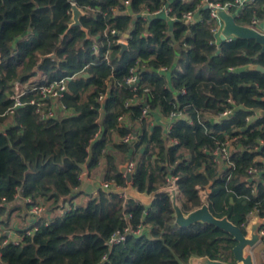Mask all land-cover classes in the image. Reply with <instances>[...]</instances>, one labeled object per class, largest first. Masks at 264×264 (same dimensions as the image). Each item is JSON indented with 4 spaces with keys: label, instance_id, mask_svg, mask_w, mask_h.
Here are the masks:
<instances>
[{
    "label": "trees",
    "instance_id": "obj_1",
    "mask_svg": "<svg viewBox=\"0 0 264 264\" xmlns=\"http://www.w3.org/2000/svg\"><path fill=\"white\" fill-rule=\"evenodd\" d=\"M212 1L229 3L241 25L264 20V0L242 7ZM71 2L85 11L80 21L87 31L67 30ZM199 2L0 0V264H188L192 255L235 264L236 242L227 232L207 223L174 224L168 192L149 207L102 189L84 203L72 201L84 169L101 164L103 183L125 187L119 165L131 161L130 182L140 192L174 178L184 212L203 203L200 192L210 184L206 202L216 217L226 215L243 232L251 215L264 217V115L256 114L264 110V74L247 69L264 66V52L254 39L212 42L216 21L204 6L200 20L179 19ZM165 5L168 14H153ZM167 15L176 18L169 23ZM111 30L128 34L122 55ZM135 66L132 89L125 79ZM60 78L65 90L55 102L65 109L42 117L39 87ZM16 83L26 92L10 111ZM42 102L45 108L54 101ZM155 112L184 117L167 132L151 123ZM126 135L132 138L123 141ZM227 140L229 158L217 164L212 153ZM250 166L258 169L255 179ZM13 203L18 215L44 205L45 220L31 234L17 230L18 243H2ZM127 227L125 240L107 243Z\"/></svg>",
    "mask_w": 264,
    "mask_h": 264
},
{
    "label": "water",
    "instance_id": "obj_2",
    "mask_svg": "<svg viewBox=\"0 0 264 264\" xmlns=\"http://www.w3.org/2000/svg\"><path fill=\"white\" fill-rule=\"evenodd\" d=\"M205 5L204 8H207ZM216 13L221 21V29L219 32L220 41L226 40L227 37L232 38H243V39H254L256 43L260 45V52H264V21L259 23L257 28L247 25H241L235 21L237 16L234 12H229L225 9H217ZM85 14V11L78 7L76 4L71 5V21L68 28L74 26H81V17ZM83 28V27H82ZM87 31L85 28H83ZM67 30L65 32H67ZM128 38V34H125ZM120 45L119 55H122L128 50V44L125 42L118 43ZM247 69H253L260 71L264 74V66L258 64L249 65ZM87 76L88 74L85 73ZM264 95V89L261 90ZM258 116L264 115V110L258 109L256 111ZM119 171L122 172L127 180L125 187H109L105 186L101 182H97L94 187L95 190L102 189L107 192H114L118 195L133 198L140 202L145 207H149L153 202L155 196L161 192H168L171 196V203L174 211V224L178 227H189L197 223L212 224L215 227L222 229L231 235L232 239L236 242L232 247V253L235 258V264H257L253 253L254 248L262 242L263 232L262 227L264 226V217L255 215L249 219L245 225V231L231 222L228 217H216L209 209L208 203L203 202L199 207L184 212L178 201V191L173 185H167L156 189L150 193L144 191L140 192L134 188L130 182L132 172L127 170V162L119 166ZM210 184L206 186V191L210 192ZM262 254H264L262 252ZM188 264H230L221 260L211 259L208 256H195L192 255Z\"/></svg>",
    "mask_w": 264,
    "mask_h": 264
},
{
    "label": "built area",
    "instance_id": "obj_3",
    "mask_svg": "<svg viewBox=\"0 0 264 264\" xmlns=\"http://www.w3.org/2000/svg\"><path fill=\"white\" fill-rule=\"evenodd\" d=\"M255 0H233V2L238 6V7H242L246 4L249 3H253ZM74 2H71V4H73ZM208 5V9H209V15L212 19H214L216 21V26L214 28H212V32L215 35V38L212 42L214 43H219L220 39H219V32L221 29V21L216 13L217 9H225L229 12L232 13V11L230 10V4L229 3H224L221 4L220 2H213L212 0H200L199 5L197 6L196 9L191 10V11H186L184 13L181 14L180 18L181 20H183L185 23H194L198 20H200V16L197 12L198 7L199 6H205ZM161 10L164 11V13L168 14L171 10V7L169 5H165L162 9H158L156 11H153V14L159 13ZM234 13L237 14L236 11H234ZM143 15H145V12H142ZM172 18H176L175 16H173ZM264 21V20H263ZM263 21H259L257 19H252V26L254 28H257L259 26V23L263 22ZM111 33L113 35H118L116 37V42L120 43V42H125L127 43L128 40L125 37V34H117V32L115 30H111ZM232 37H227L226 40H230ZM96 49V48H95ZM0 59H1V55H0ZM161 70H164V67L160 68ZM138 72H137V67H132L129 71V75L126 77L125 79V83L131 87L132 89L136 88L137 85V81H138ZM65 85H66V81L65 78H60L57 81H54L52 83L46 84V85H42L39 87V95H40V99L36 100V111L38 113H40V115L42 117H47V116H53L55 114V107L58 105L59 108L61 110H64L65 107L64 105H62L60 102H55L58 97L61 95V93L65 90ZM26 92L25 89V85L16 83L14 86V90H13V94H12V99L14 100L13 106L10 107V111H12V109L16 106H19L22 104L21 101V96L24 95V93ZM103 98V94H100L98 99L101 100ZM43 99H51L54 102H52V105L47 106L45 108L42 107L43 103L42 100ZM31 103H34V100L30 101ZM231 111L230 110H226L224 112L221 113V116H227L228 114H230ZM148 114V109L147 108H143L141 111V116H147ZM171 118L176 119L179 117H184L183 114H177L175 115V113L171 114ZM191 122V121H190ZM171 127V124L167 125L165 127V131H169ZM132 138V136L130 135H126L123 138V141H129ZM262 142V140H260V143ZM229 143L230 140H227L226 143L224 144V146L220 147V148H216L213 151V156H214V161L217 164H220L223 160H227L229 158ZM133 162H127V170L128 171H132L133 170ZM247 173L249 175V177L251 176L253 179H255L258 175V169L255 166H250L247 170ZM82 175V174H81ZM169 184L168 185H173L174 188L177 189V185L175 182L174 178H169L168 179ZM105 186H109L112 187L111 185H109L108 183H102ZM114 187V186H113ZM178 191V189H177ZM206 191V190H205ZM206 195H207V191H206ZM27 201H29L28 199H26ZM203 200V199H202ZM205 202H206V198H204ZM203 200V202H204ZM28 213L30 215V217H32L33 221L31 222L30 226H26L24 228H20V230H24V234H31L33 231H35L37 229V222L41 221V220H45V215H46V209L45 206L42 204H34L31 205L28 209ZM13 229H9L7 230V234L6 237H4L2 239V243H8V242H13V243H18V240L20 239V235L18 232H13V234H9L10 231H12ZM141 230V226H139L136 230H133L135 233H139ZM132 232L130 228H124L123 231H116L114 232L110 238L108 239L107 243L112 245L114 243H118L121 242L123 240H125L126 235L128 233ZM263 232V231H262ZM14 235V237L12 236ZM105 258V257H103Z\"/></svg>",
    "mask_w": 264,
    "mask_h": 264
},
{
    "label": "crops",
    "instance_id": "obj_4",
    "mask_svg": "<svg viewBox=\"0 0 264 264\" xmlns=\"http://www.w3.org/2000/svg\"><path fill=\"white\" fill-rule=\"evenodd\" d=\"M186 1H188V0H186ZM167 17H168L167 19H168L169 23L174 20V18H172L171 16L167 15ZM169 28H170V25H169ZM168 75L169 74L167 72V76ZM34 78H35L34 80H38L40 78V76H37ZM58 112L63 113V111L57 105L55 107V114ZM150 119H151L152 124L160 122L162 124L163 128H165L167 125L171 124V122L173 121V118H170V117L164 118V117L160 116L159 113H156V112L154 113V115L150 116ZM102 172H103V167L101 164H100V166L96 167L95 169L91 170L90 172H88L87 169L83 170V173L81 175V184L75 191L76 197L73 198V200H72L74 203H75L76 198H80L82 196H87V197L93 196L97 192V190H95L94 187L96 186L97 182L103 183V181H102L103 173ZM18 202H16V203H18ZM16 203L15 204L13 203L12 205H10L9 208L14 209V207H16ZM13 213L17 214V210L14 209ZM254 216L255 215H251L250 219L253 218ZM19 217L20 218L17 217L18 219L15 220L14 228L12 231L9 232V234H13V232L14 233L17 232V230H19L20 228L30 226L31 222L33 221L32 217H30L29 213H26L23 211L20 212ZM7 230H9V228L3 227V232L6 231L4 237H6ZM12 236L14 237V235H12ZM262 262H264V261H262ZM262 262H260V263H262ZM256 263H258V262H256Z\"/></svg>",
    "mask_w": 264,
    "mask_h": 264
},
{
    "label": "rangeland",
    "instance_id": "obj_5",
    "mask_svg": "<svg viewBox=\"0 0 264 264\" xmlns=\"http://www.w3.org/2000/svg\"><path fill=\"white\" fill-rule=\"evenodd\" d=\"M188 1H191V0H188ZM123 163H125V162H123ZM123 163H121V164H123ZM200 193H201L202 199L204 200V198H206V191L202 190ZM87 199H88L87 196H82L80 198H76L75 203H84ZM17 215L18 214H16V213L14 214L13 211L11 212L9 218H7V219H9V223H8V225L5 226V228H9V229L14 228L15 220L20 218L19 215L18 216ZM262 252L264 253V243L263 242L259 243L253 250L255 260L258 263L264 261V254H262Z\"/></svg>",
    "mask_w": 264,
    "mask_h": 264
}]
</instances>
